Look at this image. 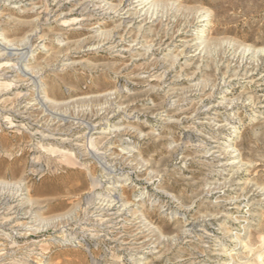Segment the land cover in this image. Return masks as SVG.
<instances>
[{
	"label": "rangeland",
	"instance_id": "1",
	"mask_svg": "<svg viewBox=\"0 0 264 264\" xmlns=\"http://www.w3.org/2000/svg\"><path fill=\"white\" fill-rule=\"evenodd\" d=\"M127 1L0 0V264H264V0Z\"/></svg>",
	"mask_w": 264,
	"mask_h": 264
},
{
	"label": "bare ground",
	"instance_id": "2",
	"mask_svg": "<svg viewBox=\"0 0 264 264\" xmlns=\"http://www.w3.org/2000/svg\"><path fill=\"white\" fill-rule=\"evenodd\" d=\"M127 7L125 10H122V14H120V17L122 20L125 21H134L135 19L139 18L142 19L144 16H146L150 11V2L149 0H128L127 1ZM125 8V7H124ZM135 12L137 15H133L132 12ZM133 12V13H134ZM121 13V12H120ZM135 16V17H134ZM148 17V16H147ZM86 20V19H85ZM145 19H142L141 21H144ZM13 65V64H12ZM11 66V65H10ZM14 68V67H13ZM16 68V67H15ZM97 127V126H96ZM235 164V163H232ZM94 185H96V182L94 181ZM110 207V206H109ZM13 213V212H12ZM8 214V213H7ZM21 216V215H20ZM6 217V216H5ZM24 218V217H23ZM23 218H20L18 215H15L12 218L9 219H0V226L1 227H12V229L20 231L22 228H24V223L21 222ZM26 224V223H25ZM27 225V224H26ZM28 227V226H27ZM26 229V228H25ZM144 247V246H143ZM146 248V247H145ZM136 250V249H135ZM143 250V249H142ZM138 249L137 252L143 253V251ZM139 260L145 259L144 257H138Z\"/></svg>",
	"mask_w": 264,
	"mask_h": 264
}]
</instances>
